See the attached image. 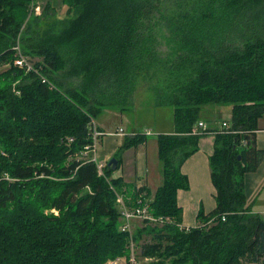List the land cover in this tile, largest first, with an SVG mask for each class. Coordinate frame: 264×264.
Segmentation results:
<instances>
[{
	"label": "trees",
	"instance_id": "1",
	"mask_svg": "<svg viewBox=\"0 0 264 264\" xmlns=\"http://www.w3.org/2000/svg\"><path fill=\"white\" fill-rule=\"evenodd\" d=\"M60 1L63 16L47 5L29 16L30 0H0V264H131L132 253L135 264H264V220L245 190L264 158L255 142L264 0ZM18 36L36 73L13 65ZM140 87L172 110L174 131L156 136L154 194L74 157L89 143L88 123L106 108L125 111ZM225 105L227 130L192 134L203 107ZM206 135L215 208L184 227L180 168ZM146 139H124L116 170L121 153ZM118 193L158 221L134 219L142 224L122 231Z\"/></svg>",
	"mask_w": 264,
	"mask_h": 264
},
{
	"label": "crops",
	"instance_id": "2",
	"mask_svg": "<svg viewBox=\"0 0 264 264\" xmlns=\"http://www.w3.org/2000/svg\"><path fill=\"white\" fill-rule=\"evenodd\" d=\"M45 3L58 13L57 8L61 5L60 0H45ZM60 7L64 12L66 7L62 5ZM230 109L229 118L231 116ZM229 118L222 122H229ZM203 122L207 126V123ZM258 126L259 129L255 131L256 147L264 150V117L259 120ZM212 129L214 128H210V130ZM101 131L103 130L101 129ZM173 131L174 127L165 133L169 134ZM213 138V135H206L201 138L198 151L190 156L180 168L181 173L187 177L189 184L188 190L179 189L177 191V204L182 209V226L184 227H194L199 224L196 217L200 208H203L205 215L215 208V189L211 183L208 161L209 156L213 152ZM122 140L117 142L116 147L111 152L100 155V158L104 160L110 159L122 145ZM147 143L146 139L144 143L137 147L124 150L121 153L119 168L112 174V178H122L125 184L130 187L136 189L145 187L151 194H154L162 183V176L159 168L160 163L157 167L150 162V157L145 150ZM245 190L249 210L254 214L260 215L264 220V158L254 172L245 175Z\"/></svg>",
	"mask_w": 264,
	"mask_h": 264
},
{
	"label": "rangeland",
	"instance_id": "3",
	"mask_svg": "<svg viewBox=\"0 0 264 264\" xmlns=\"http://www.w3.org/2000/svg\"><path fill=\"white\" fill-rule=\"evenodd\" d=\"M40 1L42 2V6H43L42 12H43V8L46 6V3L45 0H40ZM61 5H59L57 8L58 16H63L64 13L60 7ZM41 14L35 16H40ZM31 60L32 62L36 61V59H31ZM6 68L7 67L4 66L0 69V71L5 70ZM229 109L230 106L227 105L205 106L200 111V118H201L200 121H205L209 129L216 127L219 128L221 126V122L229 118ZM94 122L96 123L100 131L102 129L107 133H114L118 128H122L125 133V135L123 136L110 135L106 133L105 135L100 137L99 145L97 148V156L99 157V160L103 162L105 165L108 164V161L112 158V156L110 159L104 160L100 158V155H104V153L111 152L112 149L116 147L115 145L117 144L118 141L122 139H123L122 141H124L126 137H129L128 134L139 133V132H143L144 130H149L151 134L147 136L148 143L145 147V150L150 157V162H152L153 165L158 167L159 161L157 158V144L155 141L156 136L158 134H163L172 127H174L171 108L156 107L154 104L153 95L147 90L145 89L143 90V88L141 87L139 90L136 91L132 104L125 111L121 112L119 110L106 108L94 120ZM103 131L101 132L105 133ZM74 157L76 158L77 155H74ZM159 168H160V164H159ZM113 171L115 172V170ZM118 196L120 197L122 204L126 206V202H127L126 196H123L119 193L117 194V197ZM130 224L132 230V226L134 227L136 224H142V223L140 220H133L130 222ZM133 249L135 252H137L136 248L133 247ZM118 258L124 259V257H117L116 259ZM114 260H108L106 261L105 264H108V262Z\"/></svg>",
	"mask_w": 264,
	"mask_h": 264
},
{
	"label": "built area",
	"instance_id": "4",
	"mask_svg": "<svg viewBox=\"0 0 264 264\" xmlns=\"http://www.w3.org/2000/svg\"><path fill=\"white\" fill-rule=\"evenodd\" d=\"M42 2L40 0H30L29 3V16L30 15H39L42 12ZM13 52H14V60H13V65L20 68L24 69L26 73L28 72H37L38 70L34 67V62H32L31 58L26 56L20 45V39L19 36L16 39V42L13 46ZM229 128V124L227 122H222L221 126L219 128V131H224L225 129L227 130ZM208 130V127L203 121H199L196 123L192 130V134H206V131ZM233 130H230V133H233ZM107 132L102 133L94 120H91L88 125H87V135L89 138V143H87L83 149L80 151V153L77 154V159L82 160V161H88V162H93L96 165L98 175H103V168H104V163L99 160V157L97 156V148L99 145L100 137L105 135ZM210 133V132H209ZM110 135H116V136H123L125 135L124 131L122 128H118L114 133H107ZM136 134H144L146 136L150 135L149 130H144L143 132L139 133H132L128 134L129 137H132ZM73 141L72 138H68V144ZM117 202L120 204V210H121V219H122V224H121V230L122 231H127L131 232V224L130 222L133 221L134 219H140V220H148L150 222H156L154 217H152L149 212L147 206H135L132 208H129L125 205L122 204V201L120 197H117ZM131 250H133V245L131 246ZM125 258H118L114 261L108 262V264H125ZM129 261L131 264H135L134 260V255L133 253L130 256Z\"/></svg>",
	"mask_w": 264,
	"mask_h": 264
},
{
	"label": "water",
	"instance_id": "5",
	"mask_svg": "<svg viewBox=\"0 0 264 264\" xmlns=\"http://www.w3.org/2000/svg\"><path fill=\"white\" fill-rule=\"evenodd\" d=\"M109 167H111L112 170H116V167H117V160L115 158H111L109 161H108V164H107Z\"/></svg>",
	"mask_w": 264,
	"mask_h": 264
}]
</instances>
